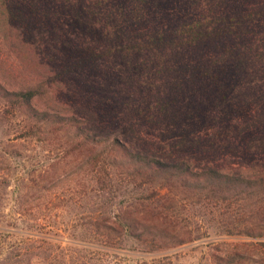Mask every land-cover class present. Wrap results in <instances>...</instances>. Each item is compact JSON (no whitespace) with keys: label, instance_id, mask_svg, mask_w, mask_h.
Instances as JSON below:
<instances>
[{"label":"trees","instance_id":"trees-1","mask_svg":"<svg viewBox=\"0 0 264 264\" xmlns=\"http://www.w3.org/2000/svg\"><path fill=\"white\" fill-rule=\"evenodd\" d=\"M114 61L130 71L110 72ZM169 66L175 76L149 82ZM91 68L97 75L89 76ZM263 75L264 0H0L4 141L44 146L56 136L86 169L85 197L97 203L79 236L21 229L22 216H12L0 226V264H93L88 251L98 248L86 237L106 245L133 238L148 250L160 240L199 238L178 228L172 214L185 197L203 215L212 209L220 232L246 237L217 253L218 264H264V167L234 170L164 157L136 147L127 128L113 133L89 124L79 108L52 106L63 93L77 98L96 90L111 100L105 105L111 116L175 117L212 95L223 102L232 84ZM11 184L0 170V192ZM116 193L140 196L113 213L107 205ZM2 202L0 195V222Z\"/></svg>","mask_w":264,"mask_h":264},{"label":"rangeland","instance_id":"rangeland-1","mask_svg":"<svg viewBox=\"0 0 264 264\" xmlns=\"http://www.w3.org/2000/svg\"><path fill=\"white\" fill-rule=\"evenodd\" d=\"M110 68V72L121 68L124 73L130 71L115 61ZM147 69L141 67L140 73L145 75ZM87 72H92L91 77L97 70L91 68ZM176 74L172 66L164 67L149 82L155 79L161 83L163 76ZM124 93L129 95L127 90ZM102 95L96 90L77 98L63 93L53 99L52 106L64 112L79 108L89 124L113 133L127 128V138L136 147L154 150L164 157L186 158L196 166L234 170L264 167V75L247 84H232L231 94L223 102L212 95L207 102H193L196 107L175 117L165 114L151 118L143 116L142 112L130 118L111 116L112 111L105 106L112 104L111 100L104 101ZM5 130L0 125V156H7V160L0 163V170L12 177V184L0 192L3 198L0 226L10 224L12 216L20 215L23 219L17 222L21 229L32 226L40 231L62 234L71 231L79 236L87 211L97 203L96 197L93 196L91 204L90 198L85 197L89 176L77 155L63 152L56 136L44 146L24 139L9 145L4 141ZM185 137L193 141L187 142ZM130 194L116 193L107 208L121 213L133 196H140L139 193ZM194 201V198L185 197L172 214L176 216L178 228L193 229L192 235L200 234L201 237L177 244L172 239L160 240V246L153 250L144 249L147 245L133 238L117 239L114 245H106L100 238L90 241L86 237L87 245L98 248L88 251L89 261L93 264H218L217 253L246 237L220 232L212 209L203 215Z\"/></svg>","mask_w":264,"mask_h":264}]
</instances>
